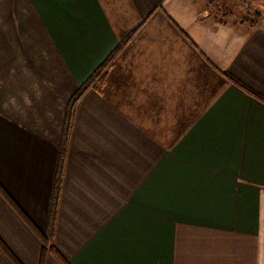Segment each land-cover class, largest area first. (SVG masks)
<instances>
[{
	"label": "crops",
	"instance_id": "1",
	"mask_svg": "<svg viewBox=\"0 0 264 264\" xmlns=\"http://www.w3.org/2000/svg\"><path fill=\"white\" fill-rule=\"evenodd\" d=\"M237 7L0 0V264H264V24Z\"/></svg>",
	"mask_w": 264,
	"mask_h": 264
},
{
	"label": "trees",
	"instance_id": "2",
	"mask_svg": "<svg viewBox=\"0 0 264 264\" xmlns=\"http://www.w3.org/2000/svg\"><path fill=\"white\" fill-rule=\"evenodd\" d=\"M236 1V3L241 4L243 6V14L241 15V24H248L251 27L257 26L258 24H264V10L255 11L254 14L251 13V6L252 2L246 1V0H232ZM218 9V13L220 15H223L224 18H226L229 14H231V11H227L223 9L221 6L216 5ZM223 17H220L219 20H225ZM114 58V54L111 55L106 62H104L93 74V76L90 78V80L87 81L86 84L82 86V88L76 93V95L72 98L70 102V110L73 108L74 104L78 101V99L81 97L83 92L93 86L96 85H102L105 80L108 73V70L112 64ZM251 92V91H250ZM57 205H58V194L56 193L53 207L50 213V228L49 231L46 234H41L40 237L42 239L43 243V254L45 253V250L48 248L50 251L55 252L54 247V229H55V221H56V215H57Z\"/></svg>",
	"mask_w": 264,
	"mask_h": 264
},
{
	"label": "rangeland",
	"instance_id": "3",
	"mask_svg": "<svg viewBox=\"0 0 264 264\" xmlns=\"http://www.w3.org/2000/svg\"><path fill=\"white\" fill-rule=\"evenodd\" d=\"M222 4H223V3H222ZM222 4H220V6L223 7V9H225V10H227V11H230L226 4H224V5H222ZM237 5H238V7L236 8V11L241 9L240 4L237 3ZM251 7H252V8H251V13H252V14H254L255 11H259V10H262V11H263V10H264V5H263V4H254V3H252V6H251ZM241 10H243V9H241ZM238 12H239V11H237L236 13H238ZM236 13H235L234 17H232L231 19H234V18L236 17ZM229 16H230V15H229ZM237 16H239V17H236V18H238V19L241 18L240 14H238ZM236 18H235V19H236Z\"/></svg>",
	"mask_w": 264,
	"mask_h": 264
}]
</instances>
